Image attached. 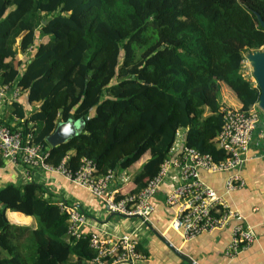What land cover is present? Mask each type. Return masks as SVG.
<instances>
[{
	"label": "trees",
	"instance_id": "16d2710c",
	"mask_svg": "<svg viewBox=\"0 0 264 264\" xmlns=\"http://www.w3.org/2000/svg\"><path fill=\"white\" fill-rule=\"evenodd\" d=\"M255 14L264 21V0H0V85L37 103L27 117L14 109L17 127L1 122L30 134L48 163L66 157L72 172L82 158L96 176L142 161L129 194L159 172L179 130L186 146L221 161V87L243 111L260 93L243 75L245 53L264 48ZM68 119L83 122L81 132L50 147L46 137ZM44 193L31 179L0 187V264L94 262L89 235H67V215ZM6 211L36 227L11 223Z\"/></svg>",
	"mask_w": 264,
	"mask_h": 264
},
{
	"label": "built area",
	"instance_id": "2783aa9c",
	"mask_svg": "<svg viewBox=\"0 0 264 264\" xmlns=\"http://www.w3.org/2000/svg\"><path fill=\"white\" fill-rule=\"evenodd\" d=\"M246 60L243 61L245 63ZM21 94L14 85H0V112L5 102L14 101ZM261 110L252 106L243 111L239 108L223 109V125L216 138V144L225 151L226 157L216 161L211 155L201 153L193 147L186 146L181 139V130L175 134V141L168 157L161 164L159 172L148 179L145 186L136 194H125L117 199L115 193L108 192V185L115 179L116 173L108 171L104 175L94 174L91 160L82 158L79 168L72 172L66 165V157L59 164L52 165L46 161L47 151L31 142L30 134L23 135L18 129H10L0 120V155L12 165L21 166L25 180H30L34 170L56 172L70 182L81 186L102 200L107 211L114 215L136 217L146 222L154 209L151 197L159 184L174 170L176 181L165 199V204L173 209L169 227L175 230L184 240L191 239L204 232L222 229L231 220H236L238 213L231 209L227 201L212 188L199 179L200 169L208 172H228L225 181L227 191L235 190L243 185L239 170L244 163L243 153L253 139L258 127ZM257 140L264 158V128L257 131ZM181 144L180 153L172 156L174 146ZM118 174V173H117ZM128 178L122 177L124 183ZM60 212L67 215V235L79 238L89 235V245L96 252V264H147L145 256L138 250V242L129 234L115 237L100 232H84L85 214L76 206L65 200L55 199ZM255 240L251 227L238 222L230 228V242L226 249L228 256H234ZM106 260H102V258Z\"/></svg>",
	"mask_w": 264,
	"mask_h": 264
},
{
	"label": "crops",
	"instance_id": "0c3cea01",
	"mask_svg": "<svg viewBox=\"0 0 264 264\" xmlns=\"http://www.w3.org/2000/svg\"><path fill=\"white\" fill-rule=\"evenodd\" d=\"M27 56L28 54L18 53V60H27ZM220 93L224 107H241L235 96L225 86L221 87ZM14 101L17 102L16 105L5 102L0 112V120L12 128L17 127L19 121L14 114V109H21L27 117L37 107V103L28 101L27 92H21ZM259 116L260 120L253 133V139L243 153L245 160L239 170L244 182L241 187L231 191L225 189L228 172L212 173L203 169L198 171L202 183L221 195L229 207L238 213L237 219L231 220L222 229L204 232L188 240H184L179 233L169 227L173 209L165 204V199L176 181L174 170H171L169 176L164 178L151 197L154 209L146 222H142L139 218L110 213L101 199L59 173L34 170L31 180L43 186L46 197H51L53 200L61 198L79 208L86 216L84 232H100L111 237L131 235L137 240L138 250L145 256L147 264H186L154 232L197 264H264V158L256 135L259 128H264V114L260 111ZM184 138V132H181V139L184 140ZM180 149L181 144H176L172 156L179 154ZM141 163L142 161H139L128 171L116 173L115 179L108 185V192L120 189L126 193L132 190L133 185L124 183L122 177L131 179ZM22 169L21 166L4 161V166L0 168V187L7 182L22 183L24 181ZM11 214H17L18 218H12ZM6 217L11 223L36 227V221L21 212L6 211ZM238 222L253 229L255 240L236 255L228 256L226 249L230 242V228L233 223Z\"/></svg>",
	"mask_w": 264,
	"mask_h": 264
},
{
	"label": "water",
	"instance_id": "95a60500",
	"mask_svg": "<svg viewBox=\"0 0 264 264\" xmlns=\"http://www.w3.org/2000/svg\"><path fill=\"white\" fill-rule=\"evenodd\" d=\"M261 27L264 29V21L258 14H255ZM46 21H43L45 24ZM248 66L251 69V76L254 79L256 86L260 93L256 102L257 107L264 112V48L247 51L244 55ZM83 127V122L68 119L66 121L57 122L54 130L46 137V143L52 147L61 144L68 139L78 135ZM160 239L163 240L165 245L183 262L186 264H197L192 258L183 252L176 250L168 241L164 240L160 235L154 232Z\"/></svg>",
	"mask_w": 264,
	"mask_h": 264
},
{
	"label": "rangeland",
	"instance_id": "374dc122",
	"mask_svg": "<svg viewBox=\"0 0 264 264\" xmlns=\"http://www.w3.org/2000/svg\"><path fill=\"white\" fill-rule=\"evenodd\" d=\"M243 75H244L246 78H248L249 80H251L252 82H254V79H253L252 76H251V69H250V67L248 66L247 62L243 63ZM261 112L264 114L263 111H261ZM134 218H136V217H134ZM32 222L35 223V221H34L33 219H32Z\"/></svg>",
	"mask_w": 264,
	"mask_h": 264
}]
</instances>
